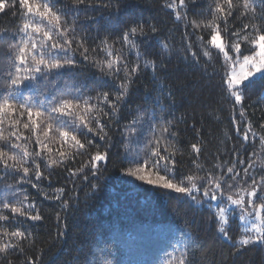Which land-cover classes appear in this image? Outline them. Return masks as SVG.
I'll return each instance as SVG.
<instances>
[{"label":"trees","instance_id":"obj_1","mask_svg":"<svg viewBox=\"0 0 264 264\" xmlns=\"http://www.w3.org/2000/svg\"><path fill=\"white\" fill-rule=\"evenodd\" d=\"M165 2L85 0V4L77 8L73 0H56L54 9H64L69 24L75 18L76 32L69 34L70 38L74 37L72 50H55V53L72 58L74 64L38 80L36 90H29L26 81L20 86L14 103H24L31 96L35 106L46 103L51 107L60 98L83 100L96 97L100 92H108L110 99H114L125 73L121 70L107 75L97 65V61L107 58L101 41L107 38L116 50H122L125 62L132 66L138 60L136 49L125 45L120 38L129 27L140 22L147 33L144 37H135L143 54L139 57L141 69L132 77L129 93L118 104L116 114L102 118L103 133H89L84 128L77 130L82 142L92 141V144L59 166H47L49 154L36 143L32 131L23 128L27 117L21 118L18 134L23 133V137L19 141L11 137V142L27 147L31 153L42 152V158L36 159L43 176L37 180L34 172L25 175L22 171L6 169L0 163V203L22 200L25 210L33 215L39 212L42 219L33 221L0 206V212L10 217L7 222L0 221V225L10 230L19 227L28 233L20 241V248L0 253V264H9V261L11 264H178L182 254L187 264H264V243L250 244L237 252L223 238L217 216L204 200L203 187L216 191L219 200L227 198L208 184L207 179L197 181L200 191L192 193L198 200L205 201L201 206L186 194L127 175L128 169L135 168L137 162L142 163L146 158L153 133L159 135L157 129L172 122V131L178 135L167 136V139L176 147V166L170 173L162 167L161 175L177 183L193 173L201 177H207L208 173L224 175L225 192L230 191L229 183L247 188L251 177L259 181L264 176L261 166L264 144L260 141L264 136V128L260 127L264 124V80L258 78L254 85L245 88L243 100L237 103L225 83L223 54L212 49L211 60L203 56L197 35H203L207 41L209 33L194 32L188 22L211 19L210 9L214 8L215 0H196L194 4L186 0L187 20H176ZM260 11L257 7V13ZM21 23L18 4L0 12V98L10 91L8 72L13 70L7 67L9 45L21 38L22 34L17 31ZM244 23L261 21L252 20L251 14L240 18V9H237L227 21L228 30L222 32L223 38L230 41L231 33L241 29ZM151 24L158 28L157 33L149 30ZM224 27L221 22V28ZM247 31L250 33L251 28ZM77 40L83 41L87 53L77 48ZM163 43L168 45L165 52L168 71H157V82L153 80L152 69L143 64L145 58H155ZM242 53L250 54L243 45ZM101 107L110 112L109 105ZM134 120H139L138 131L129 135L127 128ZM91 126L96 127L94 121ZM4 130L7 135L13 129L6 123ZM42 130L43 127L37 129V134ZM245 132L249 136L247 141L243 139ZM104 133L106 137L101 139ZM41 139L53 149L52 156L68 149L55 132L50 138L41 135ZM193 144L199 146L198 154L193 151ZM0 146L22 156L19 148H11L3 142ZM97 151L107 153V159L97 162L93 168L88 161ZM32 159L24 160V166L31 169ZM194 160L201 165L199 169ZM251 161H255V166L249 168ZM229 167L234 168L233 173H227ZM81 168L83 170L79 171ZM245 168H249L248 176L244 174ZM236 173H239L236 180H231ZM184 186H189L187 181ZM30 204L35 207L30 208ZM226 229L234 241L240 233L237 218H229ZM0 242L16 243L9 238Z\"/></svg>","mask_w":264,"mask_h":264},{"label":"snow or ice","instance_id":"obj_2","mask_svg":"<svg viewBox=\"0 0 264 264\" xmlns=\"http://www.w3.org/2000/svg\"><path fill=\"white\" fill-rule=\"evenodd\" d=\"M194 4L196 0H191ZM56 0H0V12L10 10L19 5L21 21L18 26V33L22 34L21 38L14 44L9 45L10 52L8 53L7 67L13 71L8 72L9 89L10 91L0 98V142L10 145L11 148H19L22 151V156L6 150L5 147L0 146V163L6 169H13L22 171L25 175L34 172L37 180H39L43 173L40 171V164L36 158H42V152L37 151L31 153L27 147L12 143L11 137H15L19 141L23 137V133H19V125L21 118L27 117L23 122V128L32 131L36 136V143L42 149H46L48 155L47 166H59L70 159L73 154H79L80 150H86L92 144V141L87 143L82 142L76 134L79 129H87L89 133L96 132L103 133L104 124L101 122L103 117H111L118 111V104L123 101L128 93L132 83V77L136 75L140 69L141 64L139 57L143 54L140 52L138 45L135 43V37L138 35L144 37L147 35L145 26L142 22L136 23L129 27L120 38L125 45L136 49L138 60L136 64L129 66L125 62L122 55V50H116L112 43H109L105 38L101 41L103 45L102 50L106 55V59L97 61V65L107 75L118 74L121 70L125 73L124 80L119 85V92L115 94L114 99H110L108 92L97 93L96 97H87L83 100L79 98L67 99L60 98L54 106L48 107L46 103H41L38 107L33 103V98L29 96L24 103L16 104L13 100L20 93L21 85H25L29 90H36L37 81L45 79L49 73L54 72L74 64L72 58L59 57L55 50L68 51L72 50L74 37L69 36L70 33H75L74 27L75 18L72 24H69L65 18V10L55 8ZM75 7L85 4V0H73ZM165 7L172 10L176 20H187V3L186 0H166ZM257 7L261 9L257 13ZM240 9V18L248 17L251 14V19L257 18L261 23H244L242 28L231 33L232 39L226 41L222 32L227 33V21L233 13ZM211 19L204 20H190L188 21L194 32L207 31L209 38L204 40L203 35H197V40L201 42L202 54L212 59V49L218 50L223 54L225 64V83L231 96L235 98L237 103L243 100V90L254 85L257 79L264 80V0H215L214 8L210 9ZM15 15V13H14ZM221 22L225 27L221 28ZM152 33H157L158 28L151 24L148 26ZM251 28L249 33L247 30ZM187 35V34H186ZM63 41L62 43L60 41ZM78 49H83L87 53L88 49L84 47L83 41H75ZM242 45L250 54L242 53ZM168 49L166 43L162 44L160 52L155 54V58H145L143 67L151 68L154 75L153 80L158 82L155 73L157 71L167 72L168 67L165 63V52ZM169 56L170 52L167 53ZM196 54L193 53V56ZM87 59V56H85ZM162 91V90H161ZM172 95V92H169ZM157 101L159 97L156 98ZM93 100L96 102L93 103ZM107 104L110 106V112H105L101 105ZM243 115V112L241 113ZM143 116V113H140ZM55 121V124L52 123ZM95 122L96 127L91 125ZM8 124L13 130L5 135L4 126ZM139 120H134L127 128L129 135L137 134L136 125ZM43 127L42 133L37 134V129ZM172 122L161 125L157 131L159 135L153 133V138L149 140V151L143 162H137L135 168L127 170V175L135 176L140 181H145L150 185H157L164 189L174 190L176 193L186 194L197 205H203L205 201L198 200L196 196L192 195L194 191H200L197 181H204L207 179L208 184L214 185L215 190H219L221 196H226L227 202L236 206L241 210L239 219L241 221H248L251 227H243L246 235H243L236 241H231L228 231L224 225L229 223V209L227 206L221 207L220 203L214 207L215 214L218 217V222L221 225L219 232L225 240H228L232 247L238 252L240 248L255 244L256 242L264 243V176L259 178V181L253 176L251 177V184L247 188H241L238 185L234 187L233 184L227 185L230 191L225 192L222 188L224 175L213 176L208 173L207 177H201L195 173L185 176L180 182H173L167 175H161L160 171L166 173L173 172L176 166V147L167 139V136L175 138L178 133L172 131ZM264 128V124L260 125ZM71 129V130H69ZM55 132L57 138L63 145H68L66 151H59L56 156H52L53 149L41 139V135L45 138H50V134ZM106 137V133L101 135V139ZM243 139H249L248 133L243 134ZM261 144H264V136L260 137ZM163 148V152L161 151ZM192 149L197 154L200 148L197 144L192 145ZM166 153V154H165ZM32 157L33 167L24 166V160ZM58 157V158H57ZM107 153H100L97 151L92 155L88 161L93 168L96 167L97 162L105 161ZM13 161V163H9ZM199 169L201 165L197 161H193ZM243 163V161H241ZM255 166V161L249 163V168ZM261 166L264 167V160H261ZM249 168H245V176L249 175ZM83 168L79 169L82 171ZM71 171V170H70ZM234 168H227V173H233ZM226 173V174H227ZM225 174V175H226ZM75 175V171H72ZM239 173L231 176L230 179L235 181ZM23 179V177H22ZM184 181L188 182L189 186H184ZM35 187V185H33ZM58 191H63L59 189ZM235 193V195L233 194ZM203 196L210 197V200H218L217 192L203 187ZM247 197V199H246ZM24 199H27L25 197ZM59 199V197H56ZM257 201H260L257 203ZM19 205V206H18ZM0 206L4 209H10V212L19 216H27L33 221L41 220L42 217L39 212L31 214L23 207V201L18 200L16 203H9L3 201ZM249 206L251 211H249ZM34 208V204L29 205ZM13 215L12 219H15ZM10 217L0 212V221L7 222ZM27 230L21 231L19 227L15 230H10L6 225H0V241L3 238L15 239L16 243L0 242V253H7L9 248H20V241L26 238ZM22 251V249H21ZM11 264V261H9ZM178 264H187L185 255L182 254L178 258Z\"/></svg>","mask_w":264,"mask_h":264},{"label":"rangeland","instance_id":"obj_3","mask_svg":"<svg viewBox=\"0 0 264 264\" xmlns=\"http://www.w3.org/2000/svg\"><path fill=\"white\" fill-rule=\"evenodd\" d=\"M247 199V197H246ZM206 204L209 206L212 205V206H216L218 203H220V206L221 207H224V206H227V208L229 209V218H232V217H235L237 218L238 222H239V225H240V233L238 235V237L234 240H238L239 238H241L243 235H246V233L243 231V227H251V224L248 222V221H241L239 219V215H240V212L241 210L239 208H237L236 206L234 205H231L230 203L227 202V199L224 201V200H210V197H206ZM209 201H211V203H209ZM259 203V202H257ZM211 209L215 212V209L214 207H211ZM249 211H251V207L249 206ZM217 216V215H216ZM218 219V217H217ZM221 225L219 224V227ZM227 225H224V227H226ZM256 243H260V242H256Z\"/></svg>","mask_w":264,"mask_h":264}]
</instances>
